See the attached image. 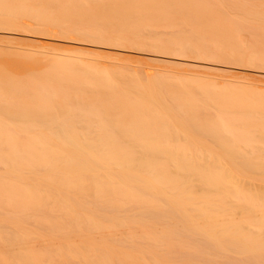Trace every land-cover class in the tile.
Returning <instances> with one entry per match:
<instances>
[{
	"label": "bare ground",
	"instance_id": "obj_1",
	"mask_svg": "<svg viewBox=\"0 0 264 264\" xmlns=\"http://www.w3.org/2000/svg\"><path fill=\"white\" fill-rule=\"evenodd\" d=\"M1 25L79 39L0 56V264H264V0H0ZM123 43L163 66L95 57Z\"/></svg>",
	"mask_w": 264,
	"mask_h": 264
},
{
	"label": "rangeland",
	"instance_id": "obj_2",
	"mask_svg": "<svg viewBox=\"0 0 264 264\" xmlns=\"http://www.w3.org/2000/svg\"><path fill=\"white\" fill-rule=\"evenodd\" d=\"M1 26L7 28V29H4V30H9V29H11V30L16 31V33H17V31L20 30L17 34L12 35V36L15 38V39L13 38V40L11 39L12 36H11V37H4V36H3V33L0 31V32H1V33H0V38L5 39V40L2 39L4 42H2V40L0 39V44H2V43H6V44H9V45L12 46V48H9V49H8V48H5V47H3V46H0V56H1V57H2L3 55H5V54H10V55H12V54H13V55H16L15 53H17V54L19 53V54H20L22 51H21V50H18V49H19L20 47H23V46H24V47L35 48V49H38V50H42V49H44V51L57 52V51H61V50H62V49H61L62 47H61V48H58L60 45L57 46V44H60V43H63V42H65V41H67V40H64V39H66V36H67V39H70V38H68V36H69V37H72V36H73L75 39H77V38L79 39V37H77L76 35H72V34H69V35H63L62 32H61L58 28L53 27L52 32L54 31V28H56V31H54L53 33H52V32L42 31V34H44V35L46 34V35H47V33H48V34H50V35H54V37H56V38L53 40L55 43H54V42H51V43H52V44H51L52 46L50 45V47H49V45H47V46H46V45H45V46H42V45H38V44L35 45L34 42L37 43V41H34V39L37 38V37H36V34L39 33L38 35H40L41 31H39V30H37V29H35V28H31V27L29 28V26H28V27H25L26 25H25V26H24V25H21V26H7V25H1ZM2 27H0V29H1ZM10 27H11V28H10ZM12 27H13V28L15 27V28L12 29ZM16 29H19V30H16ZM57 29H58V30H57ZM2 30H3V29H2ZM22 30H24L25 32H28L27 36L24 35V31H23V33L21 32ZM58 32H59V33H58ZM20 34H21L23 37L30 38V40L28 39V41H27L26 38H23V39H25V40H23V39H22V36H21ZM50 35H48V36H50ZM58 35H60V38H58ZM61 36H62L64 39L61 38ZM64 36H65V37H64ZM244 36H245V38H244ZM16 37L20 38V41H21V39H22L23 41H22V42H19V41H18L19 39H17V41H16ZM33 37H34V38H33ZM35 37H36V38H35ZM73 37H72V38H73ZM240 37H242V38L244 39V41H246V40H248V38H250L248 34H247V35L242 34V36L240 35ZM31 38H32L33 40H32ZM7 39H8V40H7ZM10 39H11V40H10ZM31 40L33 41L32 43H31ZM1 42H2V43H1ZM29 42H30V43H29ZM53 44H56V47H53V46H55V45H53ZM83 44L86 45V43H82V44H80V45H83ZM78 45H79V44H78ZM123 45H124V46H123ZM123 45H122L123 47H121V48H127V49H129V51H132V52L129 53V51H128V52H127V51H124V52H123L124 54H122V53H121L122 50H121V52H119V53H121V54H119V53L117 52V54H118L117 57H114V55H113V54H116V53H111V54H110L111 56H109V52H107L108 55H106L105 52H106V51H110V50H105V51L101 50L102 52L105 53V55H104V54L102 55V54H101L102 52H100V54H99V52H97V51H96V52L98 53V54L96 53L97 56L95 55V53H93V54H92V53H87V54H89L90 56L95 55V57H98L99 59H101V60H103V61L105 60V61H108V62H109V61L112 62L113 60H115V62H113V63H115V64H120V62H121L120 65L125 66L126 69L129 67V65H130L129 63H131L132 65H134V64H135V65H138V64H139L138 66H134V67H133V70H135V67H136V70H137V68L142 67V65L144 64L143 66H145V67H143V69L140 68L141 70H143L144 73H145V70H144V69L147 68L146 66H147L148 64H149L148 66H151V65L156 66L157 64H158V66H161L162 64H164V63H162V62H159V63H158V62H156V61H155L156 64H155L153 61H151V64H150V63H149L150 60H149L146 56H140V57H142V58H140V57L138 56V58H140V59H137V61H136V58H135L136 56H134V55L136 54V52H134V51H136V50H138V49H139V50H142V51H145V50H146L145 52H151V51H153V50H156L155 48L150 47V45H143V47H142L143 49L141 48V45H139L140 47H138V44H135V45H136L135 48H134V47L131 48V47H132L131 45H134V44H131V43H128V44L123 43ZM13 46H15V47H19V48H14ZM35 46H36V47H35ZM130 46H131V47H130ZM42 47H43V48H42ZM41 48H42V49H41ZM18 51H19V52H18ZM42 51H43V50H42ZM78 51H79V50L74 51V52H76V53H74V54H77V53H78L77 55H80V56H82V54H84V53L86 54V52H84V51H82V53L79 51V52L81 53V54H79ZM110 52H111V51H110ZM125 53H127V57H126ZM128 53H129V55H131V54H132V55L134 54V55L131 56V57H129ZM185 54L188 55L189 57H194V55H193V54H190L189 52H185ZM98 55H99V56H98ZM100 55H102L103 57H100ZM83 56H85V55H83ZM86 56H88V55H86ZM119 56H120V57H119ZM122 56H123V57H122ZM112 57H113V58H112ZM118 57H119V58H118ZM128 57H129V58H128ZM211 57H213V56H210V57H209L210 60H211V59H215V58H211ZM104 58H105V59H104ZM133 58H135V60H133ZM209 58H208V59H209ZM107 59H108V60H107ZM112 59H113V60H112ZM117 59H118V60H117ZM141 59L143 60L144 63L141 62V61H142ZM144 59L147 61L148 64L145 63L146 61H144ZM116 60L119 61V62L116 63ZM138 60H139V61H138ZM148 60H149V61H148ZM238 60H239V59H237V58H235V57H233V58H227V59H223V60H219V59H217V58L215 59V61H221V62H224L225 64H230L231 66L235 63V64H234V67H236V68H235V69H236L235 72H236V71L239 72V71H238L239 68H241L242 66H245V65H246V64H245L246 62H241V61H238ZM0 61H2V58H0ZM2 62H3V61H2ZM110 62H109V63H110ZM128 62H129V63H128ZM230 62H231V63H230ZM238 62H239V63H238ZM123 63H124V64H127L128 66H127V65H124ZM247 63H248V62H247ZM0 64H1V63H0ZM3 64H5V62H3L2 65H3ZM141 64H142V65H141ZM145 64H146V65H145ZM236 64H237V65H236ZM132 65H130V66H132ZM239 65H240V66H239ZM250 65H251V63H250V64H247L246 67L252 68V66H253L254 68H257V66H258L256 63H255V64L253 63L251 66H250ZM162 66H163V65H162ZM165 66L171 68V67H170L171 65H170V66H169V65H165ZM173 66H174V64H173ZM237 66H238V67H237ZM174 67H176V68H175L176 70H180V69H179L180 67H179L178 65H177V66L175 65ZM177 67H178V68H177ZM259 67H261V65H259ZM130 69H132V68L130 67ZM140 69H139V70H140ZM260 69H261V70H264V66H263V68H260ZM127 70H129V68H128ZM136 70H135V71H136ZM139 70L137 71L138 74H139ZM195 71H197V72H201V73L206 72V74H209L208 72H210V71L207 72V71L202 70V69H195ZM232 71H233V70H232ZM232 71H231V72H232ZM251 71H252V69L248 70L247 73H250ZM141 72H142V71H141ZM141 72H140V74H141ZM143 72H142L141 76L143 75V78H145V77H144L145 74H143ZM219 72H220V71H219ZM219 72H218V73H217V72H213L214 75H217V76H214V77H218V78H219V76H220L219 81L222 82V80L224 81V79H226V78L229 79L230 75H228V74H230V73H228V72H230V71H225V72L228 73V74H226V73L223 72V71H221L220 73H219ZM233 72H234V71H233ZM233 72H232V73H233ZM237 72H236V73H237ZM211 73H212V72H211ZM211 73H210V75H212ZM232 73H231V75L233 76ZM247 73H246V74H247ZM140 74H139V75H140ZM235 75H236V74L234 73V76H233L234 78L231 77L229 80H231V79L233 78L232 81H235V80H236V77L238 76V77H241L240 80L242 79L241 81H243V78L245 77V76L242 75V74H241V75H237V76H235ZM249 75H250V76H249ZM252 75H253V77H251ZM254 75H255V73L248 74L247 77L244 78V82L246 83V81H249V80H250V81H249V82H250V85H253V84L256 83V82H257V84H259V83L264 84V82H261V81H264V78L261 79L262 75H258V76L256 75L257 78H256ZM212 76H213V75H212ZM228 76H229V77H228ZM242 76H243V77H242ZM248 76H249V77H248ZM260 76H261V77H260ZM238 77H237V78H238ZM259 77H260V78H259ZM263 77H264V76H263ZM221 78H222V79H221ZM252 79H253V80L256 79L257 81H256V80L253 81ZM260 79H261V81H259ZM240 80H236V81H240ZM245 80H246V81H245ZM249 82H247V84H249ZM251 82H252V84H251ZM258 82H259V83H258ZM254 85H256V84H254Z\"/></svg>",
	"mask_w": 264,
	"mask_h": 264
}]
</instances>
